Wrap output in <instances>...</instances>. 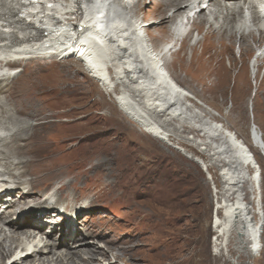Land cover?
I'll use <instances>...</instances> for the list:
<instances>
[{
    "label": "bare ground",
    "instance_id": "bare-ground-1",
    "mask_svg": "<svg viewBox=\"0 0 264 264\" xmlns=\"http://www.w3.org/2000/svg\"><path fill=\"white\" fill-rule=\"evenodd\" d=\"M141 1L0 0V19L9 25L0 33V264H120L127 259L123 246H102L75 232L76 201L61 203L69 189L74 195L70 186L77 187L75 176L66 180L69 174L61 167L33 173L36 163L39 168L46 160L63 163L47 156L35 161L30 141L23 140L36 134L38 123L32 121L40 112L36 101L23 93L20 100L5 102L16 86L11 80L22 71L16 64L53 57L82 62L143 130L194 159L208 173L219 167L222 186L215 190L214 247L230 252L236 234L242 247L250 242L253 253L260 249L261 202L258 195L252 198L254 207L251 198L247 201V193L260 188L256 158L235 132L212 119L213 111L206 104L193 103L198 100L194 91L179 82L170 64L175 55L190 49L191 63H217L206 71V76L217 77L224 70L223 61L215 56L203 60L196 46L205 48L208 40H214L232 52L239 43L242 60L248 51L259 49L252 65L258 75L264 67V14L260 13L264 0H157L149 15H141ZM205 25L203 37L191 42L192 30L202 31ZM185 129L200 132L193 144L209 160L172 142L171 137H181ZM253 139L261 147L255 129ZM31 179L39 186L30 184ZM55 183L59 186L52 188ZM254 213L260 215V222H254ZM53 232L67 237V249H59L51 240Z\"/></svg>",
    "mask_w": 264,
    "mask_h": 264
},
{
    "label": "rangeland",
    "instance_id": "rangeland-1",
    "mask_svg": "<svg viewBox=\"0 0 264 264\" xmlns=\"http://www.w3.org/2000/svg\"><path fill=\"white\" fill-rule=\"evenodd\" d=\"M141 2V15H149L157 0ZM207 28L192 30L191 42L201 39ZM259 52L248 51L242 60L239 43L232 52L214 40H208L205 48L196 46L203 60L215 56L223 61L224 70L217 77L206 76L217 63H191L190 49L175 55L170 64L179 82L194 91L198 100L193 103L206 104L214 112L212 119L235 132L256 158L260 188L247 193L252 207L257 195L261 202V246L254 253L250 242L244 247L237 242L236 234L231 237L230 252L214 247L215 190L222 186L219 167L208 173L194 159L143 130L120 110L114 96L82 62L53 57L16 64L22 71L11 80L16 86L5 102L20 100L23 93L36 101L40 110L32 117L38 123L36 134L23 140L30 141L35 161L47 156L63 163L46 160L40 168L36 163L33 173L61 167L69 174L66 180L76 177L77 187L70 186L74 195L69 189L61 197L63 204L76 201L75 232L102 246H123L127 259L120 264H264V67L258 75L252 69ZM254 129L261 147L254 145ZM185 130L181 137L173 135L172 142L209 160L193 144L200 132ZM32 183L39 186L33 179ZM260 215L253 214L254 222H260ZM65 239L57 232L51 235L59 249L68 248Z\"/></svg>",
    "mask_w": 264,
    "mask_h": 264
}]
</instances>
